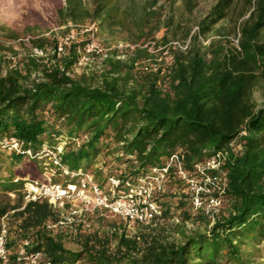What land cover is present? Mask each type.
Wrapping results in <instances>:
<instances>
[{
    "label": "trees",
    "instance_id": "16d2710c",
    "mask_svg": "<svg viewBox=\"0 0 264 264\" xmlns=\"http://www.w3.org/2000/svg\"><path fill=\"white\" fill-rule=\"evenodd\" d=\"M120 2L92 0L89 7L84 0H56L55 22L124 28L132 41L142 44L166 27L161 41L190 38L188 50L172 49L169 68L154 71L139 65L153 57L148 47L136 45L126 59L117 58L114 49L113 55L100 57V69L75 75L78 48L70 45L60 53L58 37L45 19L29 18L23 33L3 26L0 142L16 136L36 153L44 143L56 146L66 140L62 162L71 170L92 172L103 185L111 176L137 183L176 152L192 175L196 163L228 149L223 199L229 209L213 223L200 210L197 216L207 230L187 233L179 226L181 240L166 235L162 219L152 225L138 223L151 231L115 234L116 247L111 248L110 237L78 225L49 229L47 223L58 220L62 210L46 200L25 204L24 182H14L17 176H40L43 159L8 153L0 144V232L5 215L9 227L2 264H28L26 257L37 252L55 264H264V104L259 106L254 96L256 87L264 85V0H216L196 20L193 33L191 15L198 0H182L185 11L176 19L172 13L179 0H126L122 19L117 14ZM166 8L172 13L165 15ZM227 18L239 33L237 45L230 31L217 27ZM213 31L221 38L203 45L200 37L208 38ZM22 34L30 36L32 49L45 55L31 49L12 65L10 53L16 49L10 42L20 43ZM234 140L241 151L231 149ZM110 141L114 147L108 152L119 165L103 178L102 169L94 166ZM175 171L171 167L168 178L184 183ZM164 190L156 196L163 207ZM159 223L162 230L156 228ZM69 237L77 240L78 249L65 245ZM24 240L30 245L20 255Z\"/></svg>",
    "mask_w": 264,
    "mask_h": 264
},
{
    "label": "built area",
    "instance_id": "2783aa9c",
    "mask_svg": "<svg viewBox=\"0 0 264 264\" xmlns=\"http://www.w3.org/2000/svg\"><path fill=\"white\" fill-rule=\"evenodd\" d=\"M67 43L68 41L59 43V52L64 50ZM117 46L124 45L119 43ZM84 50L86 55L98 53L102 54V57L108 56L107 49H104L96 39H91ZM164 54H169V50H165ZM75 140L80 143L79 139ZM66 143V140L60 141L56 146L44 143L41 150L35 153L16 136L5 137L0 142L8 153L16 152L27 157L43 159L40 176H17L14 182H24L25 204L46 200L53 207L62 210L58 220L47 223L49 229H74L77 224L76 217H80L79 221H82L84 229H90L91 223L88 222L87 215L96 210L121 216L133 223L155 224L163 218L165 211L156 196L164 190L171 167H175V172L186 186V194L194 214L202 210L214 222L222 212L223 195L227 186L224 165L229 156L228 149L220 150L196 163L192 175L183 169L181 155L176 152L163 167L152 168L148 175L139 178L137 183L124 180L120 176H111L107 185H103L96 180L92 172L83 169L71 170L62 162L61 154ZM230 147L234 151L242 150L236 140L231 142ZM10 195L12 198L16 197L15 192H11ZM76 204H79L80 208H74ZM8 235L9 227L5 215L1 218L0 264L7 260ZM28 245L30 240H24L19 250L20 255L26 254ZM26 258L28 264H55L50 259H43L42 252L30 254Z\"/></svg>",
    "mask_w": 264,
    "mask_h": 264
},
{
    "label": "rangeland",
    "instance_id": "374dc122",
    "mask_svg": "<svg viewBox=\"0 0 264 264\" xmlns=\"http://www.w3.org/2000/svg\"><path fill=\"white\" fill-rule=\"evenodd\" d=\"M86 4L90 7L92 5V0H84ZM142 1V0H141ZM163 0H161L162 2ZM216 2V0H198V5L194 11L192 23V33L197 29L196 20L202 17L210 7ZM56 0H0V37L1 39H6V33L2 30V27H12L18 30L20 33H23L25 23L29 18L35 21L37 17L45 19L48 23L51 24L52 30L58 37L59 42L68 41L63 51V53L69 48L70 45H76L80 53V58L78 63L74 67V74H80L88 68L100 69L101 67V58L102 54L93 53L91 55H86L85 46L91 39H96L100 45L107 49L108 55H113L116 53L117 58L126 59L128 53L136 45H142L148 47L151 56L149 60H141L140 66H148L150 70L154 71H165L169 68L173 61V52L172 49H179L182 51L188 50L190 47L191 40L190 38L184 39L179 37L177 39L171 40L169 43H163L162 37L164 36L166 27L161 28L153 38H150L144 44L141 42L136 43L131 40V35L127 29H114L111 30L108 27L101 28L98 23H95L93 27V22L88 21L84 24L74 25L69 23L67 25H57L56 24ZM126 0H121L119 3L120 12L118 11L119 18L122 19L124 12L123 8L126 6ZM184 5L182 0L175 6L174 13L169 11V8H166L165 15H172L175 17H181L184 13ZM245 18V17H244ZM33 21V23H34ZM234 22L227 18L223 20L220 24L217 25L222 32L226 30L230 31V38L233 44H238V31L234 33L233 31ZM227 28V29H226ZM47 34H50L48 32ZM29 35L22 34V40L19 42H10L15 45L16 54L10 53L12 65H16L19 62V59L23 55H27L28 52L33 50V53L37 56L45 55L40 50L33 48L31 46ZM221 35L217 34L216 31H213L208 38L200 37L201 43L203 45H208L210 40L219 39ZM119 43H122L123 47H118ZM117 46V47H116ZM32 49V50H31ZM117 49L113 53V50ZM169 50V54H164L165 50ZM255 99L258 105L264 104V85H258L254 93ZM110 146H105L102 153L98 157V162L95 164V168L102 169V176L105 178L112 171L114 166L119 164L115 162V154H110L108 151L114 147L113 142H109ZM114 165V166H113ZM19 166V165H18ZM120 173V171H118ZM108 179V178H107ZM177 179V178H176ZM175 178H168L165 181V192L161 194V198L164 203V210L167 212L166 217L162 218V225L165 229L166 235L170 239L181 240L182 234L179 231L178 227L182 226L183 230L187 233L194 232L195 230L206 231L207 224L203 219H200L198 212L194 214V211L191 207L190 201L187 198L186 186L184 183L176 182ZM108 180L104 183L107 185ZM14 197L13 199H16ZM79 204H76L74 208H80ZM229 202H226L223 206L222 212H226L229 209ZM190 212L189 216L186 215V212ZM202 212V211H201ZM220 213V214H221ZM200 214V212H199ZM207 219L210 221L211 217L204 214ZM76 217V216H75ZM199 217V218H198ZM80 217H76L78 227L82 228V221H79ZM88 222L91 223L90 229H85L87 232H98L102 236H107L111 238V248L116 247L117 240L113 236L115 234L126 233L129 236L139 235L141 232L148 233L151 230L148 227L142 226L138 223L130 222L127 219L118 216L112 215L109 213H98L93 212L87 215ZM212 221V219H211ZM210 221V222H211ZM213 223V222H212ZM160 223L156 225L158 230H162ZM178 225V226H177ZM72 229V228H69ZM84 229V228H83ZM65 245L72 249H78L80 246L75 240L74 237H69L64 240Z\"/></svg>",
    "mask_w": 264,
    "mask_h": 264
}]
</instances>
